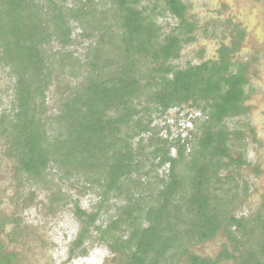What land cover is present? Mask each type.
Segmentation results:
<instances>
[{"label":"trees","instance_id":"16d2710c","mask_svg":"<svg viewBox=\"0 0 264 264\" xmlns=\"http://www.w3.org/2000/svg\"><path fill=\"white\" fill-rule=\"evenodd\" d=\"M141 2L0 0V68L13 81L10 107L0 114L5 156L27 183L57 168L97 189L95 213L77 208L82 228L75 248L91 236L101 205L115 198L125 205L106 228L94 229L125 264H176L183 257L188 264H264V208L259 215H229L245 185L233 173L247 164L242 151L230 155L227 143L243 132L225 129L224 122L245 114L246 82L238 73L225 75L226 63L171 64L193 40L186 6L181 0ZM166 15L179 20L168 33L157 22ZM71 22L96 34L84 65L71 53L51 50L53 43L69 45ZM81 67V82L67 85L69 96L46 116L48 88L64 70L77 78ZM184 105L205 117L193 123L195 145L188 151V139H163L151 127L152 113ZM165 167L166 178L141 182ZM219 233L234 252L224 248L213 259L190 253ZM1 250L0 264H12L15 256Z\"/></svg>","mask_w":264,"mask_h":264},{"label":"rangeland","instance_id":"374dc122","mask_svg":"<svg viewBox=\"0 0 264 264\" xmlns=\"http://www.w3.org/2000/svg\"><path fill=\"white\" fill-rule=\"evenodd\" d=\"M183 1L193 5L187 15L191 16L192 22L197 25L192 34L196 39L195 42L184 45L180 57L172 60L171 64L178 65L179 69L186 67L188 62L199 65L200 52L205 55L203 60L216 59L219 44L229 45L233 35L241 30H246L242 44L243 52L241 56L235 57L234 61L244 62L254 57L255 53L260 56L255 62L254 70H250V73L256 71L257 74L243 87L247 96L246 105L250 107L248 114L224 122L225 129L243 132L241 139L235 140L233 136L227 143L231 148L230 155L235 158L237 153L242 151L247 164L238 167V173H233L239 180L238 184H245L246 190L239 192L237 200L230 207L229 215H259L264 208V78L261 76V72H264V0H227L235 8L233 14L237 12L241 15L244 26L237 25L235 20H227L228 14L225 13L221 20L208 19L209 14H205L207 7L202 0ZM64 3L71 6L69 1ZM145 4L142 0L141 6ZM93 7L97 11L103 9L101 5ZM157 22L162 26L164 33L179 25V20L170 15L158 19ZM71 26L73 30L69 45L62 49L58 43H53L51 50L71 53L72 58L80 60L84 65L87 62L89 47L96 42V34L93 31H83V27H79L76 22H71ZM88 32L90 36H83ZM235 71L234 67H230L225 75ZM77 72L78 77L72 78L67 74V70H64L63 75L48 88L45 98L48 111L46 116L55 114L63 99L69 96L70 92L65 91L67 85L81 82L84 68L81 67ZM12 84L13 81L7 77L6 71L0 68V114L10 107ZM151 118V127L160 132L161 138L174 139L173 142H176L177 138L182 142L188 139L186 151L195 145L192 142L193 123L205 119L199 110L190 109L185 105L173 107L161 116L152 113ZM254 135L256 139H253ZM5 151V140L0 138V245L2 253L15 256L12 264H125L122 255L114 256L106 245L98 241L99 234L94 229L106 228L110 220L114 219L116 209L125 205L124 200L111 198L101 205L99 216L91 227V236L86 238L80 247L75 248L74 243L82 228V223L77 217V208L88 214L95 213L97 204L101 201L96 193L97 189H86L80 177L63 176L57 168H49L42 179L27 183L15 174L16 165L5 156ZM171 154L175 155L174 149ZM249 164L260 168L261 174L256 176ZM220 175H227V170ZM154 176V180L147 181L143 178L141 182L151 183L166 178V167L156 171L152 177ZM234 229L235 227L231 226L230 230ZM120 232L121 238L126 240L128 233L124 230ZM224 248L228 253L234 252V248H231L226 238L219 233L214 239L194 245L189 251L199 257L213 259ZM176 264H188L186 257L178 260ZM219 264L235 263L228 260Z\"/></svg>","mask_w":264,"mask_h":264},{"label":"flooded vegetation","instance_id":"af4514ba","mask_svg":"<svg viewBox=\"0 0 264 264\" xmlns=\"http://www.w3.org/2000/svg\"><path fill=\"white\" fill-rule=\"evenodd\" d=\"M256 1H262V0H256ZM181 2H182L183 5L186 6L185 18H186L187 22L189 24L193 25V30H192V32L190 34V37L193 38V40L190 43H193V42H195L196 38L192 34L197 29V25H196V23L194 21L192 22V20H191L192 17L191 16L188 17V15H187L188 11L191 10V8H193V5L191 6L190 4L184 2L183 0H181ZM202 3H204L205 7H207V10L205 11V14H209L208 19H214V20H219L220 19L221 20V18L223 16V13H225V12H222V11H224L223 9L227 8V0L226 1L225 0H202ZM225 14L226 15L228 14L227 17H226L227 20L234 21L233 19L236 16L235 14L228 13V12L225 13ZM231 17H233V19H231ZM237 25H240V24H237ZM244 41H245V38L240 37L239 33L234 34L229 45H227V44L224 45L223 43H222V45L219 44V46H218V48L216 50V59H212L211 58V59L203 60L205 55H204L203 52H200L199 53L200 55L198 56V58L200 60L199 65L202 64V63H205L207 61H210L212 63L219 64V65H222V64L226 63V65H228L229 67L232 66V67L235 68L238 61L235 62L234 58L238 56V50H241L242 44L244 43ZM236 71L239 72L241 70L238 67L236 69ZM234 73H236V72H234ZM246 100H247V96H245V99H244V102H243V107L245 108V114L244 115L248 114L249 108H250L248 105H246ZM253 139H256L255 135L253 136ZM248 166H251V165L249 164ZM252 168H253V173L256 176L261 174L260 172H262V170H260V168L255 167V166L252 167Z\"/></svg>","mask_w":264,"mask_h":264},{"label":"crops","instance_id":"0c3cea01","mask_svg":"<svg viewBox=\"0 0 264 264\" xmlns=\"http://www.w3.org/2000/svg\"><path fill=\"white\" fill-rule=\"evenodd\" d=\"M227 9V10H226ZM226 9H223L224 11L222 12H225V13H232L233 14V10L235 9L234 7H232V5L230 4L229 1H227V8ZM235 17L233 19V17H231V19L235 20L236 22H238V24H240L241 26H244V21H242L241 19V15H239V13H235ZM214 20V19H212ZM252 26V25H251ZM244 28V27H243ZM251 28L249 27L248 31H250ZM237 33H239V36L240 37H243L245 38L246 37V30H241V31H238ZM241 52H243V49L241 48V50H238V56H241ZM260 59V56L258 53H255V56L254 57H251L250 59H247L245 60L244 62L243 61H238L237 62V65L236 67L240 68L241 71H235L236 73H238L240 76H242V78L244 79V81L246 82V85L251 81V77H254L257 72L254 71L252 73H250V70H254V65H255V62H257V60ZM261 64V63H260ZM232 67V66H230ZM235 67V69H237ZM264 73V72H263ZM261 72V76H262V79L264 78V74Z\"/></svg>","mask_w":264,"mask_h":264}]
</instances>
